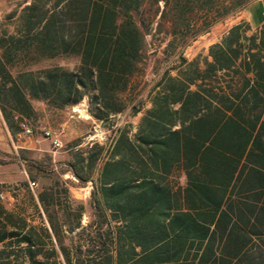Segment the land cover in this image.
<instances>
[{
  "label": "trees",
  "instance_id": "1",
  "mask_svg": "<svg viewBox=\"0 0 264 264\" xmlns=\"http://www.w3.org/2000/svg\"><path fill=\"white\" fill-rule=\"evenodd\" d=\"M245 9L246 0H30L22 8L14 31L0 33L9 130L38 119L36 101L63 110L87 100L114 139L71 154L75 177L93 185L87 225L84 205L60 181L28 193L31 214L8 208L0 185V264H264V24L249 34L250 24L238 23L207 56L183 55ZM256 10L264 20L263 6ZM159 15L155 35L169 36L164 52L178 58L147 106L138 80ZM57 58L74 67L37 66ZM127 111L142 114L135 130L115 124Z\"/></svg>",
  "mask_w": 264,
  "mask_h": 264
},
{
  "label": "rangeland",
  "instance_id": "2",
  "mask_svg": "<svg viewBox=\"0 0 264 264\" xmlns=\"http://www.w3.org/2000/svg\"><path fill=\"white\" fill-rule=\"evenodd\" d=\"M30 0H0V33L3 29L13 32L22 8ZM264 3V0H246V9L233 17H229L212 26L210 31L198 37L190 46L183 50V55L188 60L198 56L205 57L209 53L211 45L219 42L228 30L238 23L245 25L250 22V7L257 3ZM163 3L160 4L161 9ZM156 6L149 4L146 16L154 14ZM160 15L154 19L153 31L147 36L150 45L149 57L147 60V71L145 76L138 80L139 96L148 105V94L160 79L163 72L176 65L178 55L164 52L169 36L155 35L157 21ZM251 28L249 34L255 32ZM178 54V52H177ZM75 60L57 58L43 61L38 67L53 65H64L73 68ZM174 74V72H173ZM86 101V104L84 103ZM78 105L63 110H49L43 102L36 101L35 107L39 111V117L35 122L28 125L34 130V137L30 138L22 131L13 134L0 110V174H12L13 180L4 183L5 193L10 197L22 199L21 204L27 208L28 214L34 213L32 204L29 202L28 193L37 195L38 191L54 181H60L70 191L71 198L85 207L82 224L87 225L91 220L93 208L91 206V182L82 183L75 177L69 166L72 153L85 151L89 144L98 142L109 144L113 141L114 135L107 125L98 123L88 114V103L84 100ZM142 114L132 116L129 111L115 118L117 126L131 123L133 129L137 127ZM27 124V123H26ZM45 131H51L53 137H57L62 146L55 148L51 139L44 137ZM39 140L35 142V140ZM75 144H80L73 148ZM39 168V169H38ZM36 182L34 191L30 183ZM39 220H35L38 224Z\"/></svg>",
  "mask_w": 264,
  "mask_h": 264
},
{
  "label": "crops",
  "instance_id": "3",
  "mask_svg": "<svg viewBox=\"0 0 264 264\" xmlns=\"http://www.w3.org/2000/svg\"><path fill=\"white\" fill-rule=\"evenodd\" d=\"M258 4H261L264 8V3H257L255 4L251 9H250V26L256 30L261 29L263 24H264V20L262 19V14L260 15L258 10H256V7L258 6ZM84 103L86 104V101H84ZM13 176L14 175H10V174H0V185H4V183L6 182H10L11 180H13ZM4 195V201L7 205L8 208L13 209L15 208L17 205H21L22 199H19L17 197H10L8 196L5 192L3 193Z\"/></svg>",
  "mask_w": 264,
  "mask_h": 264
},
{
  "label": "built area",
  "instance_id": "4",
  "mask_svg": "<svg viewBox=\"0 0 264 264\" xmlns=\"http://www.w3.org/2000/svg\"><path fill=\"white\" fill-rule=\"evenodd\" d=\"M21 128H22V132L25 136L27 137H34V130L32 127H30L28 124L26 123H22L21 124ZM44 137L46 139H51L52 144L55 148H60L62 146L61 141L57 138V137H53V134L51 133V131H45L44 132ZM39 140H35V142H38ZM37 186L36 182H31L30 183V188L34 191L35 187ZM1 198L4 199V195L1 194Z\"/></svg>",
  "mask_w": 264,
  "mask_h": 264
}]
</instances>
